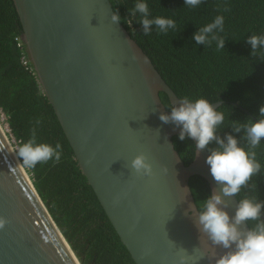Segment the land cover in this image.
Instances as JSON below:
<instances>
[{"label": "water", "instance_id": "1", "mask_svg": "<svg viewBox=\"0 0 264 264\" xmlns=\"http://www.w3.org/2000/svg\"><path fill=\"white\" fill-rule=\"evenodd\" d=\"M41 88L83 175L136 264H216L231 249L198 224L189 180L222 195L207 149L186 165L164 123L181 99L120 22L111 0H13ZM223 102L214 103L218 109ZM194 141V140H193ZM194 143H196L194 141ZM145 155L152 176L131 168ZM234 217L238 198L223 197ZM0 264H81L0 125ZM247 230V225L242 226Z\"/></svg>", "mask_w": 264, "mask_h": 264}, {"label": "trees", "instance_id": "2", "mask_svg": "<svg viewBox=\"0 0 264 264\" xmlns=\"http://www.w3.org/2000/svg\"><path fill=\"white\" fill-rule=\"evenodd\" d=\"M111 1L120 21L178 97L223 102L217 110L225 112L226 120L218 135L243 137V132L233 131L232 122L244 124L249 118L255 121L264 106V58L253 55L247 43L252 35H264V0H203L197 9L186 7L184 0H147L153 17L171 18L177 25L166 34H159L153 25L147 35L139 22L140 14H131L136 0ZM219 15L225 21L224 31L219 33L225 39L224 48L218 49L215 42L197 43L194 35ZM18 38L23 39L14 1L0 0V109L19 146L31 139L35 128L37 143L53 147L59 143L63 148L59 162L27 168L36 189L81 264H136L75 160L42 91L26 43L20 49ZM23 56L29 59L31 70L23 65ZM161 100L171 110L167 94L161 93ZM174 144L189 165L195 157L194 141H181L176 136ZM241 146L247 147L243 139ZM256 151L257 159L264 165V143ZM189 184L201 211V204L212 195L210 185L200 176L192 177ZM257 195L264 201V170L237 198L255 199Z\"/></svg>", "mask_w": 264, "mask_h": 264}, {"label": "clouds", "instance_id": "3", "mask_svg": "<svg viewBox=\"0 0 264 264\" xmlns=\"http://www.w3.org/2000/svg\"><path fill=\"white\" fill-rule=\"evenodd\" d=\"M184 3L189 9H197L203 0H184ZM137 13L140 14L139 22L143 25L145 35L150 33L153 25L159 34H166L177 27L171 18L153 17L147 0H136L131 14L135 17ZM112 20L118 23L121 17L117 13L112 16ZM224 22L223 15L215 17L213 22L199 29L194 40L207 45L215 42L218 49H223L225 39L219 33L224 31ZM247 43L251 45L253 55L264 58V35H252ZM160 120L182 126L179 139L183 141L190 138L196 142L195 158L199 157L201 150L207 149L209 152L205 162L210 166L211 176L221 185L222 195L214 192L201 204L198 224L215 244L231 249L216 264H264V201H260L258 195L255 199L245 196L239 199L235 216L230 217L225 211L228 205L223 198L239 197L253 177L264 170L256 151L264 143V106L260 107L257 120L249 118L244 124L232 122L235 133H244L240 139L232 134H226L223 138L218 135L225 124V112L217 110L213 101L206 98L182 97L180 106L171 107L170 115L162 114ZM39 123L36 122L37 125ZM241 139L246 141L247 147L241 146ZM212 144L217 147H210ZM62 153L63 148L59 143L55 147L37 143L35 128L31 139L22 143L17 151L24 167L29 169L49 161L59 162ZM131 168L143 176L153 175V166L145 155L132 160ZM252 186L257 187L255 184ZM7 223L6 219L0 218V229H4ZM244 225H247V230H242Z\"/></svg>", "mask_w": 264, "mask_h": 264}, {"label": "built area", "instance_id": "4", "mask_svg": "<svg viewBox=\"0 0 264 264\" xmlns=\"http://www.w3.org/2000/svg\"><path fill=\"white\" fill-rule=\"evenodd\" d=\"M17 46L20 49H23L24 40L18 38L17 39ZM22 63L27 69L31 70L30 61H29V59L27 57H25V56L22 57ZM0 125L3 128L4 132L6 133L7 137L9 138V140L11 141V143L13 144V146H14L16 152H17L18 148H19L18 142L14 138V136H13V134L11 132V129L9 127V124L7 122V117H6V115L4 114V112L1 109H0Z\"/></svg>", "mask_w": 264, "mask_h": 264}]
</instances>
